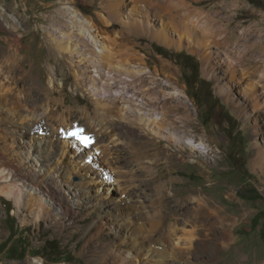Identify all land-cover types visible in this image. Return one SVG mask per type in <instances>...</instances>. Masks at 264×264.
<instances>
[{"label":"rangeland","instance_id":"rangeland-1","mask_svg":"<svg viewBox=\"0 0 264 264\" xmlns=\"http://www.w3.org/2000/svg\"><path fill=\"white\" fill-rule=\"evenodd\" d=\"M72 1L86 16L94 18L96 27H106L98 16L102 11L101 0ZM183 1L200 15V20H207L208 15L213 18L210 25L216 29L212 28L217 39L223 42L222 46L214 48L212 42L213 46H202L201 49L193 44L195 41L188 44L187 40L178 48L145 34L129 31L124 33L126 36L129 32V39L126 36L125 41L131 52L145 57L146 65L157 71L159 84L165 85L166 79H170L172 84L187 93L188 101L186 98H171L168 117L177 120L178 114L190 113V118L177 121L180 132L184 131L186 136L194 137L197 141L203 140L211 149L206 151V156H194L186 144L177 147L170 138L160 139L142 127H138L143 129L141 135L130 137L123 127L126 121L119 118L115 108L112 114L117 126L109 129V132L113 137L117 134L115 137L120 139L117 144L127 148L123 149L126 161L118 163V169L122 174L126 172L125 177L131 178L134 188L148 200L146 210L149 218L145 219L148 227L158 209L162 210L166 219L163 227H167L179 213H191L201 192L216 200L225 209V214L240 216L233 228V243L217 250L215 247L214 251H203L205 247L199 241L206 237L205 228L188 223L185 237L194 235L195 243L190 255L194 264H260L264 259V173L254 166L253 161L258 147L264 149V0ZM58 4V0H0V9L6 8L5 14L9 15L18 9L26 19L20 32L10 27V24L7 28L1 25L0 44L5 45L4 35L21 37L22 32L23 53L28 55V63L33 64V72L39 74L44 82L48 80L50 65L48 44L44 38L49 23L45 16L52 14ZM0 19L3 20L1 14ZM108 29L113 32L120 29V24H111ZM76 55L75 60H78L80 56ZM205 55L213 66H208L207 70ZM59 62L65 67V83L62 87V82L58 80L56 96L65 98L66 104L86 105L90 112H95V106L84 90L73 91L75 76L71 69L72 60L66 55ZM55 63L58 65V62ZM233 67L236 69L234 78L231 75ZM221 85L230 86L232 91L227 93L231 101L226 100L227 93V96H223L220 92ZM243 86L255 90L261 108H254L250 100L246 101L247 98L241 92ZM169 90L173 91V88ZM93 115L90 116L92 120L98 122L101 119L99 122L102 125L107 122ZM9 124L8 121L5 123L0 120V144L8 142L15 149L11 160L21 162L22 155L18 151H25L29 140L20 133H11ZM36 135L44 137L45 132H37ZM187 142L193 143L191 140ZM134 152L139 153V160ZM93 161L90 165L99 167L98 159ZM111 174L108 172L107 176ZM161 181L167 186L164 206H158L160 201L155 188ZM107 186L101 189L102 194L107 193ZM253 189L259 191L260 197L252 193ZM92 195L97 194L95 192ZM111 196L116 198L113 193ZM98 202L97 198L91 200L83 196L75 203L64 202L62 211L51 207L50 211L44 209V212H38V208L31 210L23 203L18 205L14 196L0 193V264H130V250L134 255L132 258L138 259L134 264L141 263L144 258L154 263L155 254L151 252L149 258L138 257L124 234L118 233L111 225L117 221L116 214L120 216L125 213L128 206L114 211L113 207L103 208ZM58 204L59 201L55 208ZM245 212L247 215L241 216ZM220 233L219 229L210 232L208 238L220 245L215 239Z\"/></svg>","mask_w":264,"mask_h":264},{"label":"bare ground","instance_id":"bare-ground-1","mask_svg":"<svg viewBox=\"0 0 264 264\" xmlns=\"http://www.w3.org/2000/svg\"><path fill=\"white\" fill-rule=\"evenodd\" d=\"M58 2L52 14L45 16L49 23L44 36L50 61L47 82L33 72V64L28 63V55L23 53V33L21 32V37H2L5 45L0 44V120L10 123L11 133L25 135L29 141L25 151H18L22 155L21 162L11 160L15 149L8 142L0 144V193L14 196L18 205L23 203L31 210L38 208V212L44 209L50 211L51 207L62 211L64 202L75 203L83 196H88L91 200L97 198L99 206L113 207L114 211L127 205L125 213L120 216L116 214L117 221H113L111 225L118 233L124 234L138 257L149 258L151 252L156 255L154 263L144 258L139 264H194L190 258L195 243L194 235L185 237L188 223L205 228L204 235L207 238L199 240L205 247L203 251H214L215 247L217 250L230 245L234 240L233 228L240 216L225 214V209L203 192L194 200L196 206L191 209V213H179L167 227H163L166 219L162 210L158 209L150 219L148 227L145 223V219L149 218L146 210L147 199L134 188L131 178L125 177L126 172L122 174L119 171L120 166L117 164L126 161V154L123 155L124 148L117 144L120 141L115 137L117 134L114 132L115 139L109 132V129L117 126L112 114L117 108L119 118L127 123L123 127L130 137L141 135L143 129L138 127H142L144 131L147 129L160 139L170 138L177 147L186 144L194 156H206V151L211 149L210 145L203 140L197 141L194 137L186 136L177 126V121L190 118V113L178 114L177 120L168 117L171 98H186L188 101L187 93L178 85L172 84L170 79H166L165 85L159 84L157 71L146 65L145 57L131 52L125 40L128 33L132 32L145 34L178 48L187 40L188 44L195 41L193 44L201 49L202 46H213V43L215 48L223 42L217 39L215 28H211L213 18L208 15L207 20H200V15L183 0H101L102 11L98 16L106 25L103 28L96 27L94 18L86 16L72 0ZM5 11L6 8L0 9L3 16L0 26L7 28L10 24V27L19 31L26 22L23 14L18 9L9 15ZM114 23H119L120 29L110 33L108 27ZM125 31H129L126 36ZM76 54L80 56L78 60H75ZM66 55L73 65V91L84 90L95 106L94 118L106 119L105 125L99 122L101 119L98 122L92 120L90 116L93 113L88 106L66 104L65 98L59 99L56 96L58 80L62 82V87L65 83V67L59 61ZM206 59L207 70L208 66H213L207 56ZM231 69L234 78L236 69ZM171 87L173 91L169 90ZM219 89L223 96L232 91L229 85H221ZM241 92L254 108H261L260 98L254 89L244 87ZM229 99L231 101L228 94L226 100ZM233 104L237 105L235 102ZM77 130H82L83 136L91 137L89 145L86 146L77 136L70 135ZM37 132H45V136H35ZM187 140L193 143H188ZM134 153L139 160V153ZM97 159L99 167L90 165ZM253 162L264 173L262 147H258ZM108 172L112 174L107 176ZM105 185H108V191L102 194L101 189ZM166 187V183L162 181L155 187L160 201L158 206H164ZM95 192L97 195H92ZM165 199L167 200L166 197ZM57 201L59 204L55 208ZM133 211H136V215ZM246 215L247 212L241 216ZM120 217L121 219H117ZM218 229L221 233L215 239L220 245L208 238L210 232ZM142 249L146 252H142ZM128 254L131 255L130 264L137 263L138 259L132 258L134 255L131 250ZM260 264H264V259Z\"/></svg>","mask_w":264,"mask_h":264},{"label":"snow or ice","instance_id":"snow-or-ice-1","mask_svg":"<svg viewBox=\"0 0 264 264\" xmlns=\"http://www.w3.org/2000/svg\"><path fill=\"white\" fill-rule=\"evenodd\" d=\"M70 135L77 136L85 145H89L91 143V137L83 136L82 130H77L76 132L71 133Z\"/></svg>","mask_w":264,"mask_h":264},{"label":"trees","instance_id":"trees-1","mask_svg":"<svg viewBox=\"0 0 264 264\" xmlns=\"http://www.w3.org/2000/svg\"><path fill=\"white\" fill-rule=\"evenodd\" d=\"M252 193L256 196V197H260L259 196V191L257 189H253Z\"/></svg>","mask_w":264,"mask_h":264}]
</instances>
